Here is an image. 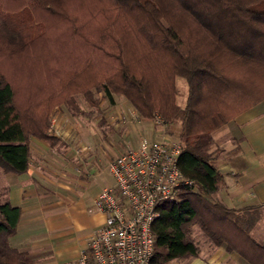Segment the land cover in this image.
Returning <instances> with one entry per match:
<instances>
[{
    "label": "trees",
    "instance_id": "trees-1",
    "mask_svg": "<svg viewBox=\"0 0 264 264\" xmlns=\"http://www.w3.org/2000/svg\"><path fill=\"white\" fill-rule=\"evenodd\" d=\"M261 0H0V171L24 172L28 139H49L50 111H78L75 95L100 112L99 98L126 99L137 115L179 125L177 165L191 181L178 201H161L152 224L151 264L197 254L191 227L248 264L264 245L212 199L222 175L210 161L211 132L235 111L222 106L226 64L264 67ZM186 82L177 103L175 80ZM242 108V107H240ZM19 208L0 203V264H30L10 246Z\"/></svg>",
    "mask_w": 264,
    "mask_h": 264
},
{
    "label": "crops",
    "instance_id": "crops-1",
    "mask_svg": "<svg viewBox=\"0 0 264 264\" xmlns=\"http://www.w3.org/2000/svg\"><path fill=\"white\" fill-rule=\"evenodd\" d=\"M258 7H264V0ZM235 72L234 77L222 72L224 91L230 93L222 103L242 108L211 132L210 161L222 175V184L211 197L232 209L241 228L264 245V67H239ZM68 108L61 104L53 109L48 128L51 138L29 137L24 172L0 171V203L6 200L19 208V220L8 242L23 251L30 264L75 260L103 221L102 213L94 209V198L114 182L108 164L118 152L106 157L105 165L89 152L82 139L87 135L96 140L97 135L71 126ZM111 121L116 125L110 130H141L148 138L156 136L151 121L140 118L128 101L106 123ZM170 129L178 132L179 127ZM191 232L197 254L165 264H248L235 252L213 244L197 225Z\"/></svg>",
    "mask_w": 264,
    "mask_h": 264
},
{
    "label": "built area",
    "instance_id": "built-area-1",
    "mask_svg": "<svg viewBox=\"0 0 264 264\" xmlns=\"http://www.w3.org/2000/svg\"><path fill=\"white\" fill-rule=\"evenodd\" d=\"M150 121L156 136H140L136 146L109 162L113 185L102 188L93 201L103 221L78 257L63 264H151L156 207L161 201H178L179 188L191 181L177 165L180 140L158 114ZM51 131L58 134L54 127Z\"/></svg>",
    "mask_w": 264,
    "mask_h": 264
},
{
    "label": "rangeland",
    "instance_id": "rangeland-1",
    "mask_svg": "<svg viewBox=\"0 0 264 264\" xmlns=\"http://www.w3.org/2000/svg\"><path fill=\"white\" fill-rule=\"evenodd\" d=\"M239 67L240 66L238 64H226L222 72L227 73L231 77H234L236 73L235 71L238 70ZM175 85L177 89V103L182 106L187 96L186 82L182 78H177L175 80ZM229 95H230L229 92L224 91V94L220 96L219 98L221 105L228 107V109L229 107L232 108V111L239 109L240 107H236L234 105L229 106L227 104L222 103L224 102L225 98ZM97 97L99 98V108L101 109L100 112L93 109L91 106H89L83 100L81 95H75V100H76L79 110L75 112L72 109L68 108V113L71 115L72 120H73L72 122H70L71 126H74L75 128L79 129V131L82 130L84 133L93 132L94 136L97 135L96 140L95 139L93 140L87 137L86 135L82 139L83 140L82 142L83 144L86 145V147L89 148L88 151L91 152L93 155H97L101 159V162L105 165L106 157H108L111 153L113 152L119 153L122 150H124L126 146H131V147L136 146L139 136L142 134L143 136H146V135L144 132H141V130H137V132L135 131L129 132L126 130H122L121 128H120L121 130L120 129H117L115 131L110 130L116 124H114L113 121H111L110 125L106 123L108 120V117L111 116V114L113 115V111H115V109L122 108L123 103L127 104V101L122 97H114V101L111 104L102 97L101 93H99ZM53 109L50 111L48 115V120H49V117L53 115ZM155 114H158L160 116L158 112H154V115ZM101 117H103V120H104L103 123H101L100 121ZM174 126L179 127V125L174 124V125H171L170 128ZM123 129H125V127H123ZM174 131L175 132H173V134L177 135L176 134L177 129H174ZM0 192H1V187H0ZM192 228L193 226L191 227V230ZM191 236L193 238L192 232H191Z\"/></svg>",
    "mask_w": 264,
    "mask_h": 264
}]
</instances>
